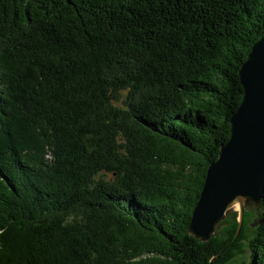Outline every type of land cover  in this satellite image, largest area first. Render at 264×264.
I'll list each match as a JSON object with an SVG mask.
<instances>
[{
	"label": "trees",
	"instance_id": "obj_1",
	"mask_svg": "<svg viewBox=\"0 0 264 264\" xmlns=\"http://www.w3.org/2000/svg\"><path fill=\"white\" fill-rule=\"evenodd\" d=\"M264 0H0V264H264L260 221L189 235Z\"/></svg>",
	"mask_w": 264,
	"mask_h": 264
},
{
	"label": "water",
	"instance_id": "obj_2",
	"mask_svg": "<svg viewBox=\"0 0 264 264\" xmlns=\"http://www.w3.org/2000/svg\"><path fill=\"white\" fill-rule=\"evenodd\" d=\"M239 75L243 100L230 118L229 141L208 168L189 226V235L202 242L215 236L234 209L239 213L237 237L246 205H260L264 197V37L252 47Z\"/></svg>",
	"mask_w": 264,
	"mask_h": 264
},
{
	"label": "rangeland",
	"instance_id": "obj_3",
	"mask_svg": "<svg viewBox=\"0 0 264 264\" xmlns=\"http://www.w3.org/2000/svg\"><path fill=\"white\" fill-rule=\"evenodd\" d=\"M245 208L254 213L255 219L252 223V226H256L258 224V222L260 221L261 205L256 204L254 202H250L248 205H246ZM235 210L236 209H234L233 211H235ZM223 227H224L223 225L219 226V229L216 231V233L217 232L219 233L220 231H222ZM249 256H250L249 251L247 250V252H244L243 254H241L237 257V260L235 263L236 264H241L243 262L249 263L250 262Z\"/></svg>",
	"mask_w": 264,
	"mask_h": 264
}]
</instances>
